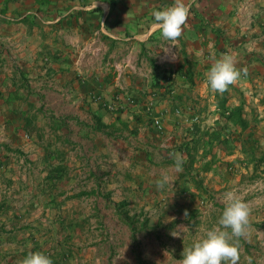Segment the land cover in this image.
I'll return each mask as SVG.
<instances>
[{
	"label": "crops",
	"instance_id": "1",
	"mask_svg": "<svg viewBox=\"0 0 264 264\" xmlns=\"http://www.w3.org/2000/svg\"><path fill=\"white\" fill-rule=\"evenodd\" d=\"M48 1L52 9L44 14L55 16L43 19L40 27L33 23L43 17L36 0H0V229H6L0 234V264H22L30 252H37L34 240L27 238L37 229L45 235L43 247H51L54 264H131L133 241L103 233L106 210L131 226L139 221L131 206L158 211L157 222L176 208L191 224L203 199L211 203L208 212L223 211L226 192H235L248 204L262 191L257 184L264 178L246 180L241 170L244 154H229L225 147L218 150L216 166L200 171L203 185L198 188L182 177L189 158L178 147L192 137L191 115L205 118L202 127L215 125L218 96L206 74L216 58L231 53L241 70L229 95L232 105L253 94L241 89L244 84L264 83V0H183L189 15L176 41L164 39L152 20L155 10L175 0H119L111 17L106 0L84 5L80 0ZM60 10L63 14H56ZM75 10L83 11L82 16L68 23ZM115 15L127 21L114 20ZM71 31L77 36L68 41ZM94 39L105 42L103 61L86 58H96ZM118 45L125 47L112 51ZM141 53L143 69L138 67ZM186 58L194 65V87L176 73ZM151 59L175 78L174 95L156 98L153 114L144 103L128 102L152 90ZM119 91L126 95L119 105L123 110L109 111L105 101ZM255 91L264 108L263 90ZM97 114L109 128H96ZM154 115L163 119L166 133L157 129ZM202 151L194 168L212 158H203ZM177 153L183 158L179 172L174 168ZM226 162L236 171L230 172ZM165 173L169 181L157 184ZM190 210L197 212L191 219ZM150 215L142 217L141 225ZM210 219L218 224L219 218ZM132 238L134 245L140 243L134 233ZM138 260L151 264L145 257Z\"/></svg>",
	"mask_w": 264,
	"mask_h": 264
},
{
	"label": "trees",
	"instance_id": "2",
	"mask_svg": "<svg viewBox=\"0 0 264 264\" xmlns=\"http://www.w3.org/2000/svg\"><path fill=\"white\" fill-rule=\"evenodd\" d=\"M38 7H36V10L39 13L43 14L42 18L34 19L33 23H39V26L41 27L43 24V19H47L53 16V12L51 16H46L44 12H47V9H52L50 5L52 4L51 1L48 0H36ZM86 1V0H84ZM81 1L79 4H90V0H87L88 2ZM111 5L110 13L108 16L111 17V13L115 12V10L120 7L119 0H106ZM29 4V3H28ZM120 4V5H119ZM100 10L101 8H95L94 10ZM64 10H60L59 13H56L58 15L63 14ZM83 11L75 10L72 14L71 18H67L68 23H72L74 20V17H77V21H79V17L82 16ZM125 18V17H124ZM123 17L117 18L115 15V19H118V21H127V19H124ZM113 20V19H112ZM154 20V18H152ZM65 20L62 19V23H64ZM117 21V20H116ZM59 22L57 23L56 27L58 26ZM116 40V39H115ZM151 62L153 64V80L151 84L150 92L145 95V97H141L138 95L131 96L130 103L131 105H135L131 101L134 99L135 102L144 103L145 108L153 114V110L155 106H151L150 102L155 101L156 98L162 96H166L169 94L174 95V85H175V78L168 76L166 74V67L160 64L156 63V60L151 59ZM177 74L184 75L187 80L190 87H194L196 85L195 81V71H194V65L190 61L189 58H186L184 62L180 65V67L176 71ZM248 73V72H246ZM235 88L234 83L229 86V88L223 92L219 93L216 92V95L218 96L217 101V107L216 112L218 113L217 117L215 118V125L212 127H202V124L197 121H193L194 117L197 115H191V118H189V129L188 133L192 135V137L182 143L178 149L182 153L188 154V162L184 164L185 172L182 174V177L185 178L188 182L194 183L198 188H201V185H203V177H200V171H208L214 165L218 163V150L221 147H225L226 151L229 154H233L235 152H241L244 154V158L240 159L239 162L242 166L249 168L251 165L254 166V173L251 176L252 179L262 177L258 170L262 168V171L264 172V144L260 141V134L264 135V128L261 129V122L262 120L259 118L258 115H254L253 117H249V113L246 109V99L241 100V102L238 105H232L230 102V92L232 89ZM122 93L119 91L115 97H113V100H117L118 96H121ZM151 96L152 98H148L146 96ZM124 97V96H123ZM111 100H106L104 106L109 111H120L122 106H117L112 102ZM126 99V95L124 97ZM143 105V106H144ZM151 106V107H150ZM180 110V109H179ZM160 115H154L153 116V122L155 123L157 129L160 132H167L166 127L163 123V119L161 117H157ZM97 129H105L109 128L110 126L107 125L102 121V117L97 114ZM162 121L163 128H159L156 124L157 120ZM137 132V130L133 131ZM202 149V156L203 158H207L208 156H211L209 162H206L203 164L200 168H194V164L197 161L196 154L198 151ZM226 167L230 172H235L236 167L233 163L226 162ZM190 187V186H189ZM204 193V192H203ZM205 194V193H204ZM202 203L207 205L208 202L205 201V199L202 200ZM192 206V205H191ZM127 212V211H126ZM188 211V216L190 219L194 217V214H197V212ZM128 219H131V215L127 212ZM148 221V220H147ZM145 225L147 222L144 223ZM130 225L132 226L133 233L135 234L137 232V227L135 226V221L133 220ZM19 230H22L21 227L18 228ZM6 231V229H3ZM0 229V234H2L4 231ZM31 233L27 234V238H32L34 241V247L37 251H44L45 254L50 255L51 254V247H43L42 244H46V240H44L45 235L40 232V230L37 229L38 233ZM36 232V231H35ZM22 240H19L21 243Z\"/></svg>",
	"mask_w": 264,
	"mask_h": 264
},
{
	"label": "rangeland",
	"instance_id": "3",
	"mask_svg": "<svg viewBox=\"0 0 264 264\" xmlns=\"http://www.w3.org/2000/svg\"><path fill=\"white\" fill-rule=\"evenodd\" d=\"M107 9L109 10L111 8V5H106ZM77 34L74 33V31L69 32V34L66 35V39L68 41H72L74 37H76ZM100 35H97V37ZM101 38V36H100ZM97 39V38H96ZM96 39L93 40L94 44L92 46V49L96 51V53H92L96 58L89 57L87 55L86 58L92 59L93 61L98 60H104L103 55L105 56V50L106 45L105 42L101 40L96 41ZM103 46V51L100 47ZM83 46H81L82 48ZM120 47L124 48L125 46L118 45L116 47L112 48V51L119 50ZM111 51V52H112ZM123 54V50H120ZM130 51V50H129ZM142 53L140 58V66L138 67L143 69L142 66ZM123 57H121L119 60H122ZM136 64L137 59L135 57V60H133ZM151 84V82H149ZM251 84V83H250ZM249 85V83H248ZM198 88L201 87V85H197ZM196 86V88H197ZM242 87V86H240ZM245 92L253 91V94H249V97L247 96L246 99V105L248 106V113L249 117H253L254 115H262V122L264 121V108H260L259 106L261 102L263 101V98H261L260 95H258V91L262 89L264 92V83H256L254 84L252 82L251 85L247 86V83L244 84V86L241 88ZM252 95H255V97ZM237 97V96H236ZM255 98L260 100H255ZM156 103V101H155ZM256 109L258 112H256ZM258 113V114H256ZM200 115V114H199ZM200 117V122H203L205 118ZM261 122V123H262ZM262 127L263 123H262ZM123 133H125L123 131ZM260 141L262 144H264V135L260 134ZM242 168V167H240ZM254 166L251 165L249 168L241 169L246 174V180L247 178L251 179L252 173H254ZM261 176H264V172L262 171V168L258 170ZM262 183L257 184L258 193L256 194L255 198H252L250 202L248 203V207L250 209L249 214V224L247 227V235L244 237H240L237 239L236 243L240 250V260L238 264H249L248 258L251 257L252 261L251 264H264V179H262ZM243 192V191H242ZM247 195V194H246ZM244 198V197H243ZM211 205V203H207V205L203 204L202 202L198 204V209H200V212H198L197 218L192 221L191 224H189L187 221H185L186 214L182 211L176 210V208H170L168 211L165 212L166 214H162L160 216L159 222H157L156 219H158V216H155L158 211L153 209H147V210H139L136 209V207H132V212L136 214L138 217H135L136 219H139V221H135L137 224V232L135 235L137 236V240H140V243L137 245L135 244V240L132 238V228L129 225L123 224L122 220H118L117 217H115V214L112 209L106 210V221H107V229L103 231V233H107V236L115 235L114 238L116 239V236H118L119 239H130L133 241V255L131 257V264H141L140 260H138L139 256L145 257L146 261H149L151 264H180V259L175 258L174 256L180 254L183 252V249L188 248L191 246L196 240L202 239L207 231L213 227H218V224L211 223V219L219 218L222 214V211L216 208V210H209L208 207ZM218 209V210H217ZM144 212L147 213V216L143 214ZM182 213V214H181ZM149 221L146 225H141L142 223V217H148ZM155 214V215H154ZM256 214V220H250L251 215ZM176 220H178L176 223ZM93 232V231H92ZM171 235L165 237L163 241L157 240L155 238V235ZM190 236V237H189ZM118 240V239H117ZM141 250V253H136L135 251ZM182 256V254H181ZM124 264V263H121Z\"/></svg>",
	"mask_w": 264,
	"mask_h": 264
},
{
	"label": "clouds",
	"instance_id": "4",
	"mask_svg": "<svg viewBox=\"0 0 264 264\" xmlns=\"http://www.w3.org/2000/svg\"><path fill=\"white\" fill-rule=\"evenodd\" d=\"M188 15L189 7L183 3V0H175L170 6L153 12L161 36L168 41H176L181 36ZM209 48H214V45L210 43ZM240 77L241 70L237 68L236 58L231 53H224L216 58L206 74L209 87L219 93L225 92ZM123 100L124 97L121 101ZM130 100L131 98L128 100L129 103ZM151 102L155 106V101ZM179 111L181 110H177ZM197 122H200V117ZM182 167V155L177 153L174 168L179 172ZM168 181L169 176L165 173L157 184ZM223 199L225 206L218 220L219 226L209 229L202 239L183 249L180 264H238L240 250L236 241L247 235L250 209L242 197L233 191L226 192ZM248 260L251 264L252 258L249 257ZM22 264H54V261L50 255L37 251L30 252L23 259Z\"/></svg>",
	"mask_w": 264,
	"mask_h": 264
},
{
	"label": "built area",
	"instance_id": "5",
	"mask_svg": "<svg viewBox=\"0 0 264 264\" xmlns=\"http://www.w3.org/2000/svg\"><path fill=\"white\" fill-rule=\"evenodd\" d=\"M121 99H122V97L121 96H118L117 100L115 101V100L112 99V102H115L114 104L117 105V106H119L120 103L122 102ZM131 102L132 103H135V100L133 99ZM150 104H151V106L154 105L153 102H150ZM198 119H199V117L198 116H195L194 119H193V121H197ZM156 124L158 125L159 128H163L162 121L160 122L159 119L156 121Z\"/></svg>",
	"mask_w": 264,
	"mask_h": 264
}]
</instances>
